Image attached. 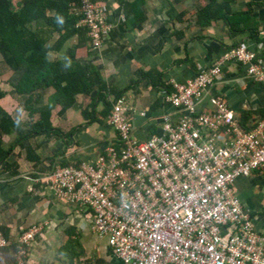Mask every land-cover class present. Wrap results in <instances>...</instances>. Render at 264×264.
Returning a JSON list of instances; mask_svg holds the SVG:
<instances>
[{"label": "crops", "instance_id": "crops-1", "mask_svg": "<svg viewBox=\"0 0 264 264\" xmlns=\"http://www.w3.org/2000/svg\"><path fill=\"white\" fill-rule=\"evenodd\" d=\"M97 1L110 6L112 29L100 48L93 49L89 42L78 48L76 60L101 73L111 91L106 100L111 106L116 98L125 99L138 140L159 133L165 116L175 120L176 110L167 101L170 80L192 79L238 44L257 53L264 70V0L232 2V12H248L232 28L234 33L226 18L206 26L197 22V10L209 0H145L141 29L126 27L124 10L116 0ZM78 40L74 36L61 51L50 52V60H67L66 51ZM0 70L6 74L1 82L16 83L17 76L4 63ZM54 93L51 87L35 91L33 108L46 106ZM98 93L77 94L64 113L62 105H56L50 121L59 133L40 135H32L40 114L25 109L29 94L12 91L0 99L1 109L19 121L12 133L0 135L3 148H11L6 162L12 166L4 172L0 166V233L9 242L0 248V264H15L12 254L18 237L32 226L39 232L26 264H123L106 239L93 233L91 212L55 197L45 180L55 167L96 159L117 142L118 134L107 121L112 108H106ZM213 93L224 96L243 128L249 130L264 119V85L253 81L240 65L224 66L221 80L209 92ZM208 97L201 101L204 110L209 108ZM22 132L30 136L18 143ZM234 187L256 230L264 233V172L239 178Z\"/></svg>", "mask_w": 264, "mask_h": 264}, {"label": "built area", "instance_id": "built-area-1", "mask_svg": "<svg viewBox=\"0 0 264 264\" xmlns=\"http://www.w3.org/2000/svg\"><path fill=\"white\" fill-rule=\"evenodd\" d=\"M76 12L77 28L100 48L112 29L110 6L79 0ZM230 62L264 85L260 57L238 44L192 79L169 81L176 118L165 116L159 133L134 138L126 101L116 98L107 121L117 142L96 159L46 176L55 197L91 212L93 233L123 264H264V233L234 187L264 172V119L247 130L224 96L209 94ZM38 232L32 226L18 237L15 264H25ZM8 246L0 233V248Z\"/></svg>", "mask_w": 264, "mask_h": 264}, {"label": "trees", "instance_id": "trees-1", "mask_svg": "<svg viewBox=\"0 0 264 264\" xmlns=\"http://www.w3.org/2000/svg\"><path fill=\"white\" fill-rule=\"evenodd\" d=\"M116 1L124 10L126 27L141 29L146 17L142 11L146 1ZM234 1L209 0L197 10V22L206 26L211 20L226 18L234 33L232 28L248 14L247 11L232 12L231 5ZM78 3L79 0H0V57L18 78L14 84L0 82V99L11 91L29 94L25 109L30 113L40 114V120L32 125V135L57 133L58 130L53 128L50 121L52 110L60 104L61 113H64L74 105L77 94L90 95L97 90L99 98L106 102V108L109 111L113 108L106 101L111 91L104 83L101 73L93 65H82L76 60V50L89 42L87 29L77 28L80 19L76 12ZM57 14L65 18L62 27L56 23ZM244 24L247 25L246 21ZM248 28L252 29L250 25ZM74 36H78L79 40L77 45L66 51L67 60L51 61L49 53L61 51ZM50 87L55 89V93L50 97L49 103L33 108V93ZM17 121L0 107V135H8L17 129ZM29 136V133L22 132L17 142ZM10 151L11 148H3L0 136V166L3 172L10 171L12 167L6 162Z\"/></svg>", "mask_w": 264, "mask_h": 264}, {"label": "clouds", "instance_id": "clouds-1", "mask_svg": "<svg viewBox=\"0 0 264 264\" xmlns=\"http://www.w3.org/2000/svg\"><path fill=\"white\" fill-rule=\"evenodd\" d=\"M55 20H56V23H57V25H59V26H63L64 25V23H65V18H64V16L63 15H61V14H57V16L55 17ZM17 123H18V121H17Z\"/></svg>", "mask_w": 264, "mask_h": 264}, {"label": "rangeland", "instance_id": "rangeland-1", "mask_svg": "<svg viewBox=\"0 0 264 264\" xmlns=\"http://www.w3.org/2000/svg\"><path fill=\"white\" fill-rule=\"evenodd\" d=\"M201 2H202V0H198V1H197V3H201ZM64 46H65V45H64ZM64 46H63V47H64ZM2 63H3V62H2L1 57H0V64L2 65ZM1 65H0V66H1ZM1 74H2V76H0V77L3 78V79H5V78H6V74L3 75V73H2L1 70H0V75H1ZM0 82H1V81H0ZM6 88L9 89V90L11 89L10 87H6ZM11 92H12V91H11ZM11 92H10V93H11ZM99 239H100V238H99ZM104 240H105V239H104ZM104 240H103V242H104ZM12 256H13V254H12ZM26 263H27V262H25V264H26Z\"/></svg>", "mask_w": 264, "mask_h": 264}]
</instances>
